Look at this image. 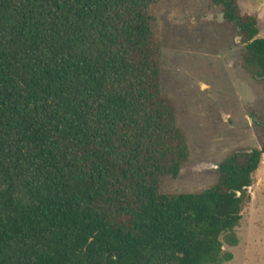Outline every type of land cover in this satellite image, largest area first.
<instances>
[{"label":"trees","instance_id":"16d2710c","mask_svg":"<svg viewBox=\"0 0 264 264\" xmlns=\"http://www.w3.org/2000/svg\"><path fill=\"white\" fill-rule=\"evenodd\" d=\"M264 80L260 19L210 0ZM164 0H0V264H227L264 158L162 194L191 157L162 91Z\"/></svg>","mask_w":264,"mask_h":264},{"label":"rangeland","instance_id":"374dc122","mask_svg":"<svg viewBox=\"0 0 264 264\" xmlns=\"http://www.w3.org/2000/svg\"><path fill=\"white\" fill-rule=\"evenodd\" d=\"M243 13L260 19L264 0H240ZM162 35V91L179 111L191 157L177 179L167 177L162 194L194 193L217 182V168L232 153L264 143V80L243 67L237 30L210 0H164L158 15ZM251 203L238 228L240 244L227 264H264V158L249 189Z\"/></svg>","mask_w":264,"mask_h":264}]
</instances>
